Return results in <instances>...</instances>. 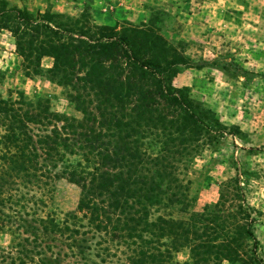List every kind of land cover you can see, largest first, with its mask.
<instances>
[{
  "label": "trees",
  "instance_id": "trees-1",
  "mask_svg": "<svg viewBox=\"0 0 264 264\" xmlns=\"http://www.w3.org/2000/svg\"><path fill=\"white\" fill-rule=\"evenodd\" d=\"M0 29L13 34L28 71L38 69L44 57L53 58L51 79L70 90L82 114L80 120L60 116L48 101L0 96V233L12 238L9 250L0 247V264H176L172 252L184 247L191 248L197 264H211L213 255L216 261L261 264L241 243L258 244L248 225H238L251 213L229 189L206 215L150 219L154 206L186 198L183 186L168 185L176 156H184L197 135L224 134L213 129L222 128L220 122L200 119L183 92L173 88L172 67L178 63L155 53L159 37L140 28L92 25L89 18L9 9L5 3ZM134 118L165 138L166 150L126 155L129 145L120 128ZM132 156L139 170H132ZM150 165L161 170L162 184L145 181L153 174ZM61 179L81 189L77 209L62 217L50 209ZM229 208L235 211L228 213ZM234 216L238 220L229 224L226 218ZM89 235L98 239L94 246L80 240Z\"/></svg>",
  "mask_w": 264,
  "mask_h": 264
},
{
  "label": "rangeland",
  "instance_id": "rangeland-1",
  "mask_svg": "<svg viewBox=\"0 0 264 264\" xmlns=\"http://www.w3.org/2000/svg\"><path fill=\"white\" fill-rule=\"evenodd\" d=\"M3 3L9 9L62 15L66 20L89 18L92 25L120 31L140 28L159 37L155 53H166L178 63L172 67L173 88L183 92L200 119L220 122L222 128L214 125L213 129H223L224 134L197 135L189 142L188 152L176 156L167 171L168 185L183 186L186 198L181 204L171 206L165 201L154 206L150 219L189 220L206 208L212 211L229 189L238 195V205L245 204L251 213L238 225H248L258 241L256 246L254 240L242 239L243 249L256 253L264 264V0H0V6ZM53 65V58L44 57L38 69L28 71L15 37L0 29V96L11 101H48L52 112L80 120L82 114L70 99V90L49 75ZM145 127L134 118L120 128V138L131 148L127 146L126 155L142 151L156 156L166 150L165 138ZM138 163L132 156V170H139ZM149 168L153 174L145 181L162 184L159 167ZM80 196V187L58 180L50 209L62 217L77 209ZM234 211L228 209V213ZM226 220L235 224L238 217ZM83 238L88 240L85 246L98 241L91 235ZM11 240L8 233H0L2 249L9 250ZM162 240L171 246V238ZM213 257L211 264H239ZM172 259L176 264H197L190 247L172 252Z\"/></svg>",
  "mask_w": 264,
  "mask_h": 264
}]
</instances>
